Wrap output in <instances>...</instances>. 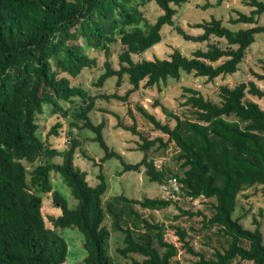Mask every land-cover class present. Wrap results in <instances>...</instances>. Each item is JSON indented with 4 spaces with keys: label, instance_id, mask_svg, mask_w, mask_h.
Masks as SVG:
<instances>
[{
    "label": "trees",
    "instance_id": "16d2710c",
    "mask_svg": "<svg viewBox=\"0 0 264 264\" xmlns=\"http://www.w3.org/2000/svg\"><path fill=\"white\" fill-rule=\"evenodd\" d=\"M150 1L162 11L152 23L142 9ZM215 1L219 5L224 0ZM188 2L0 0V264H65L68 244L60 232L66 227L82 236L81 264H172L178 247L165 239L161 223L141 216L133 205L159 210L174 204L180 212L174 215L177 220L181 214H191L180 209L178 201L197 198L214 200L213 212L203 216V225L216 227L227 245L205 258L191 246L186 229L172 224L182 251L197 256L199 264H264V238L256 219L250 229L240 217L233 216L238 196L247 197L242 192L252 187L264 192V109L246 98L247 93L262 98L264 90L251 80L232 87L222 85L221 100L214 102L198 90L184 87L181 95L185 100L179 104L188 110L181 114L169 110L157 96L153 97L152 109L142 103L132 109L127 102L145 89L155 87L160 93L167 80H178L183 73L208 81L233 74L256 35H264V1L243 0L251 10L230 18L233 25L250 27L231 29L221 19L211 17L191 25L199 31L195 35L173 20L177 12L174 6ZM165 25L174 26L184 41L205 43V48L195 49L190 56L175 48L166 58L134 61L133 54H142L160 43ZM117 40L123 47L119 67L115 69L105 60L95 85L100 87L116 76L115 84L120 86L126 78L122 95L117 90L91 95L83 86L71 84L70 77L95 67L96 59L89 50L108 56ZM257 76L264 80V75ZM97 97L126 102V123L119 113H107L116 118L114 128L129 132L131 136L125 137L142 152L136 163H127L121 153L108 146L103 136L104 121H91L89 113ZM47 107L57 122L41 137L37 115ZM155 107L160 108L163 119L154 112ZM69 115L82 122L80 126L70 125L93 133L90 141H96L103 150L100 163L115 158L121 165L119 173L142 171L148 181L159 185L176 181L177 189L173 188L170 198L136 199L118 194L104 204L105 175L100 171L98 182L91 185L86 172L74 164L83 141L61 128L62 119ZM146 124L158 134L150 136ZM50 135L69 139L59 149L47 142ZM170 146L177 152L178 171L164 161L157 167L149 153L150 149ZM54 157L60 161H53ZM52 172L69 188L75 200L72 207L59 191L52 190ZM35 190L50 193L60 209L59 215L49 216L51 227L42 213V196ZM106 215L111 219V230L121 235L115 255L109 251L110 230L103 224Z\"/></svg>",
    "mask_w": 264,
    "mask_h": 264
},
{
    "label": "rangeland",
    "instance_id": "374dc122",
    "mask_svg": "<svg viewBox=\"0 0 264 264\" xmlns=\"http://www.w3.org/2000/svg\"><path fill=\"white\" fill-rule=\"evenodd\" d=\"M264 1V0H261ZM176 14L173 17L175 25L180 26L184 31L190 34H197L199 31L192 28L193 23L210 19L215 17L221 19L223 24L231 29H237L240 27H250L249 24H236L230 23V18L237 17L238 12L248 13L251 7L247 6L243 0H224L219 5L215 0H189L188 3L181 7H176ZM143 16L148 22H154L156 17L162 13V11L156 6L153 1L147 3L143 8ZM262 23V18H259L258 24ZM162 40L160 43L149 48L142 54H133L134 61L141 60L143 58H166L172 52L173 49L180 50L184 55L190 56L192 51L197 48H205V43H196L191 41H184L182 37L177 34L172 25H165L162 28ZM123 49L122 45L117 40L111 45L110 53L108 56L103 52L89 50L88 53L95 57L96 65L93 68H84L80 74L72 78L70 82L72 85H81L89 91L91 95H98L102 93L117 92L122 95L127 86L126 78L123 80L120 86H116V76L108 78L102 86L95 85L99 75L104 70V61L108 60L111 66L115 69L119 67V53ZM257 75H264V35L257 34L256 40L247 49L243 61L240 63L238 70L229 75L218 76L211 81L206 80L205 77L195 76L192 73L182 74L178 80H167L162 85L160 93H157L155 87L142 90L143 93H134L128 98V103L132 109L135 108L136 103H142L146 108H151L153 97L157 96L160 103L165 105L169 110L177 114L186 112L188 108L180 106V102L184 101L182 97L184 87H192L198 90L204 97L211 99L214 102H220L219 88L222 85L228 87L234 86L241 81H253L260 89L264 90V80L259 79ZM246 98L251 99L259 104L264 109V97L257 98L247 93ZM80 103V100H76ZM69 105L68 103L65 104ZM152 109V108H151ZM154 112L159 118L163 119L164 116L159 107L153 108ZM108 111H115L120 114V120L126 123V102L117 100H105L100 97L95 99V108L89 113L90 119L94 124L104 121L105 128L103 130V136L110 148L121 153L123 159L127 163H136L142 157V152L135 150L136 143L131 138H126L130 133L122 130L121 128H114L116 118ZM64 120V121H63ZM63 130L71 131L72 137H77L80 141H83L81 147L77 151V155L74 159V164L82 171H85L87 181L91 185H95L98 182L97 175L100 171L105 175V181L107 188L103 194L104 204L107 201L112 200L114 195L122 194L128 198L142 199L143 197H161L170 198L173 187L169 181L167 184H158L156 182H150L145 177L142 171H126L119 173L121 170L120 162L115 158H110L104 163H100L99 159L103 156V150L99 147L96 141H90L93 137V133L88 129L79 128L82 124L81 121H76L72 116H67L66 119H62ZM57 122L56 116L50 113L49 108H45L42 114L37 115L38 133L45 135L50 128ZM75 123L77 125H70ZM70 125V126H69ZM145 131L152 137L157 135V132H153L148 124L144 125ZM143 130V128H142ZM60 131V128H58ZM160 135V134H159ZM131 136V135H130ZM66 137H68L66 135ZM69 138L58 136L57 138L50 135L48 143L51 146L62 149L66 141ZM83 150V152L81 151ZM128 150V151H127ZM154 158V163L157 167H161L162 162L169 164L171 170H180L178 163L175 161L177 152L172 150V146L168 149L154 150L150 149L149 152ZM53 161H60V158L54 157ZM28 170L31 166L25 162ZM101 166V168H100ZM51 181L52 190L59 191L65 199H67L68 205L73 206L75 200L70 194L69 188L66 187L60 179V176L52 172ZM176 182V181H175ZM176 190V189H175ZM42 196V213L46 220V225L51 227L49 216H57L60 214L59 207L53 203L50 193H42L39 190H35ZM247 194V197L242 195L238 196L236 202V209L233 214L234 217H240L241 222L246 228L253 229L255 224L253 219H256L259 224L263 238H264V192L259 188H249L242 192ZM176 195V194H175ZM214 200L197 198L195 200L181 199L177 205L180 209L187 210L191 214H181L178 219L174 218V215L180 214L177 206L171 204L167 209L149 210L142 209L137 205H133V208L141 215L157 223H161L164 227V237L167 241H172L178 247V253L176 258L172 261V264H199L198 257L182 251L180 243L177 241V236L171 229L172 224H178L184 227L188 232L189 242L193 249L202 253L205 258L212 256L215 249L221 250L222 246L227 245V241L222 233H217L216 227H206L203 225V216L209 217L213 209L211 204ZM110 230L109 239V251L112 255H115V249L121 242L120 233L111 230V219L106 215V219L103 223ZM57 230H60L59 228ZM61 235L64 236L68 244V256L65 264H81L84 257V250L82 247V236L79 231L74 228L66 227L61 229ZM119 260V257H117ZM121 261L123 259L121 258ZM237 264V263H234Z\"/></svg>",
    "mask_w": 264,
    "mask_h": 264
},
{
    "label": "built area",
    "instance_id": "2783aa9c",
    "mask_svg": "<svg viewBox=\"0 0 264 264\" xmlns=\"http://www.w3.org/2000/svg\"><path fill=\"white\" fill-rule=\"evenodd\" d=\"M171 185H172V187H173L174 189H177V187H178V184H177L176 182H171Z\"/></svg>",
    "mask_w": 264,
    "mask_h": 264
}]
</instances>
